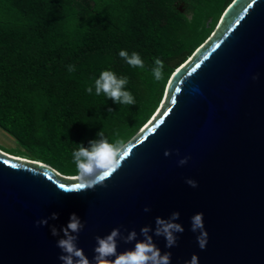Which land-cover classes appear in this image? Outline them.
Here are the masks:
<instances>
[{
	"label": "water",
	"instance_id": "obj_1",
	"mask_svg": "<svg viewBox=\"0 0 264 264\" xmlns=\"http://www.w3.org/2000/svg\"><path fill=\"white\" fill-rule=\"evenodd\" d=\"M82 176L0 153V264H264V0H233Z\"/></svg>",
	"mask_w": 264,
	"mask_h": 264
},
{
	"label": "trees",
	"instance_id": "obj_2",
	"mask_svg": "<svg viewBox=\"0 0 264 264\" xmlns=\"http://www.w3.org/2000/svg\"><path fill=\"white\" fill-rule=\"evenodd\" d=\"M232 1L0 0V130L14 157L68 178L99 167Z\"/></svg>",
	"mask_w": 264,
	"mask_h": 264
},
{
	"label": "rangeland",
	"instance_id": "obj_3",
	"mask_svg": "<svg viewBox=\"0 0 264 264\" xmlns=\"http://www.w3.org/2000/svg\"><path fill=\"white\" fill-rule=\"evenodd\" d=\"M177 9L179 12H183V8L181 5H178ZM215 29L216 27L214 28V30ZM20 152L21 149L19 148L18 144L12 138L7 136L4 132L0 130V153L9 157L16 158L14 156L21 157Z\"/></svg>",
	"mask_w": 264,
	"mask_h": 264
},
{
	"label": "clouds",
	"instance_id": "obj_4",
	"mask_svg": "<svg viewBox=\"0 0 264 264\" xmlns=\"http://www.w3.org/2000/svg\"><path fill=\"white\" fill-rule=\"evenodd\" d=\"M108 158H109V157H108ZM108 158H107V159H108ZM103 163H104V162H103ZM103 163H102V164H103ZM92 171H93V170H92ZM92 171H91V172H92ZM89 173H90V172H89ZM85 175H86V174H85ZM69 178H71V177H69ZM72 178H73V177H72Z\"/></svg>",
	"mask_w": 264,
	"mask_h": 264
},
{
	"label": "bare ground",
	"instance_id": "obj_5",
	"mask_svg": "<svg viewBox=\"0 0 264 264\" xmlns=\"http://www.w3.org/2000/svg\"><path fill=\"white\" fill-rule=\"evenodd\" d=\"M109 158H111V156ZM82 177H84V176H82Z\"/></svg>",
	"mask_w": 264,
	"mask_h": 264
}]
</instances>
